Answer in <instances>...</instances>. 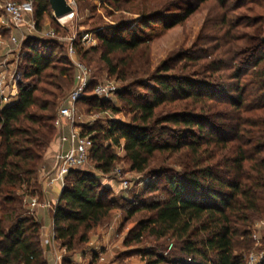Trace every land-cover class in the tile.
<instances>
[{
	"label": "trees",
	"instance_id": "1",
	"mask_svg": "<svg viewBox=\"0 0 264 264\" xmlns=\"http://www.w3.org/2000/svg\"><path fill=\"white\" fill-rule=\"evenodd\" d=\"M216 1L222 11L219 23L228 45L226 53L231 60L251 65L249 70L238 67L232 73L237 81L229 89L233 98L225 96L224 84L215 83L220 88L214 91L204 82L169 72L174 64L168 60L147 80L139 77L146 75L143 66H149L144 28L159 21L169 29L191 15L197 4L175 0L166 13L154 11L136 21L120 19L106 32L97 33V45L90 48L100 51L107 75L130 79L116 94L129 107L131 121L112 122L103 131L104 139L122 143L125 157L137 173L147 170L156 153H182L185 158L181 171L167 174L164 195L135 201L126 210L127 218L139 209L148 212L123 241L130 246L152 238L156 245L146 253L148 264H244L255 225L264 221V0ZM239 9L242 14L229 16ZM50 10L49 0H35L39 28ZM241 25L248 32L239 33ZM74 46L76 55L88 65L90 50L84 49L80 39ZM23 48L26 54L18 94L9 104L0 105V264H46L41 224L29 212L27 201L42 196L38 179L45 153L56 137L57 99L74 74L67 47L60 41L27 38ZM184 58L179 55L170 61ZM223 66L221 60L211 65L215 72ZM95 83L91 78L86 97L78 104L116 111L93 93ZM134 87L145 89V94L139 92L138 97ZM212 99L215 104H208ZM225 104L229 109L219 112ZM161 105L170 106L165 114H156ZM163 123L179 128L168 130L160 127ZM168 131L169 137L163 138ZM92 140L89 158L107 173L116 156L105 152L96 136ZM157 185L152 181L146 192ZM109 195L110 190L87 172L71 170L53 208L55 240L67 251L85 243L90 231L119 207ZM166 242H172L173 250L165 254L159 249ZM260 244L258 251L264 252V237Z\"/></svg>",
	"mask_w": 264,
	"mask_h": 264
},
{
	"label": "rangeland",
	"instance_id": "2",
	"mask_svg": "<svg viewBox=\"0 0 264 264\" xmlns=\"http://www.w3.org/2000/svg\"><path fill=\"white\" fill-rule=\"evenodd\" d=\"M78 0L76 2V19L68 25L67 28L56 26L51 15H45L40 23L41 30H47L52 27L57 32L59 41L68 45V39L75 36V41L79 40L83 33H90L96 36L97 33L106 32L109 26H113L120 19L139 20V16L149 14L154 11L166 13L169 6L175 0ZM181 3L197 4V9L189 15L181 23L169 28L164 29L162 23L156 21L150 27L144 28L143 36L148 40L149 46V66H143L146 75L140 74L143 80L150 78L151 72L158 67V65L168 60L174 66L171 73H176L182 76L191 77L198 82L210 86L208 88L215 91V83L220 86H225V96L233 98L235 95L229 89L236 84L233 80L232 73L238 67L242 71L249 70L251 65H245L239 59L231 60L230 55L226 53L228 45L224 43L223 38L224 28L219 23L222 11L218 8L216 0H176ZM242 14L241 9L235 12H230L229 16H239ZM160 18V17H159ZM163 18V17H161ZM230 18V17H229ZM137 30L138 28L134 25ZM239 33L248 32L241 25L238 29ZM9 34L5 33L0 36L3 41ZM240 44V41H238ZM242 43V41H241ZM84 49L90 50L91 47L97 45L93 43H82ZM65 49L61 50L64 53ZM6 51L0 47V59L4 58ZM179 55L185 56L184 59L179 61H170ZM79 59V55H76ZM10 60L16 58V54L9 57ZM137 58L142 61L140 57ZM88 60V61H87ZM86 65L90 71L91 78L100 80H115L118 92L125 89L130 79L125 81L118 80L114 76L107 75L104 62L100 59V51H89ZM223 61V68L219 71H213L211 65H215V61ZM139 61V62H141ZM74 75V74H73ZM149 76V77H148ZM149 84L153 82L147 81ZM39 86H45L40 83ZM74 86V79L70 86L63 89L59 94L57 102L59 105L65 102L68 93ZM220 88L217 87L216 90ZM132 90L140 94H145V89L132 88ZM140 92V94H139ZM135 95V94H134ZM133 95V96H134ZM135 100V97L134 99ZM111 106L117 110L112 111L110 108H93L85 104H77V125L84 133L96 136L98 144H102L103 149L107 153L115 154L116 159L113 161L110 170L107 173L101 172L96 168V161L89 158L87 163L79 170L87 172L95 178L97 183L102 188H108L110 195L108 198L117 203V208L112 210L109 215L103 219L96 227H94L88 234L87 241L78 244L73 250L66 251L65 258L62 264H90L95 262L97 258L103 257L104 264H148L150 260L146 253L155 249V241L152 238H146L141 243L136 245L125 246L123 244L124 238L132 226L140 219L148 215L147 210L139 209L130 218H127L126 210L130 208L135 201L146 200L149 201L151 196L159 194L164 195L167 191V174L173 171H181L182 163L185 158L182 153L171 155L169 152L156 153L149 163L147 170L143 173H137L130 167L128 160L125 157L122 143L120 145L114 144L109 139H104L103 131L105 132L112 122H126L131 121L132 113H129V107L125 101L117 98V94L112 96L111 101H107ZM212 102V103H210ZM208 104H215V99L207 102ZM170 105L160 106L156 109V114H165ZM229 109L228 105H222L219 112ZM198 111V110H197ZM216 120V118L214 117ZM160 127L167 128L168 130L178 129L171 124H161ZM168 133L163 135V138L169 137ZM154 177V179H153ZM38 184L42 196H34L36 200L42 202L44 195L42 186L46 192L50 186L44 182L41 184L40 178ZM152 181L158 182L157 188L151 193L146 192L149 184ZM57 191H59L57 189ZM52 197L56 196L55 192ZM43 217L45 224H51L48 218V212L45 209L38 210ZM53 210H50L52 215ZM33 214V212H32ZM258 224V223H257ZM257 224L255 226H257ZM256 235L258 240L253 241L250 252L259 254L260 242L264 237V228L257 227ZM162 241H160L161 243ZM172 242H166L160 251L171 252L173 250ZM60 244L58 243V246ZM65 248V247H64ZM66 249V248H65ZM243 251H237L241 253ZM246 254V253H245ZM51 264V262H50Z\"/></svg>",
	"mask_w": 264,
	"mask_h": 264
},
{
	"label": "built area",
	"instance_id": "3",
	"mask_svg": "<svg viewBox=\"0 0 264 264\" xmlns=\"http://www.w3.org/2000/svg\"><path fill=\"white\" fill-rule=\"evenodd\" d=\"M71 6V11L54 17L50 10V15L57 26L67 28L70 23L76 19V0H66ZM35 0H0V36L9 34L3 41L0 40V47L6 51L4 58L0 59V105H7L13 101L23 81L21 65L25 57L23 43L27 38H40L45 40H58L57 32L50 27L47 30H41L37 26L34 16ZM1 32H4L3 34ZM1 39V38H0ZM96 37L90 33H83L80 37L81 43H96ZM75 36L68 39L67 55L74 68V86L68 93L65 102L61 103L57 109L54 127L56 129L58 149L51 158V168L44 172V181L46 185H56L61 193L68 173L73 169H79L89 160L90 149L93 145L92 136L84 133L77 125V104L86 97L87 89L91 81V75L88 67L76 57ZM16 58L10 60V56ZM118 88L115 80L96 81L93 93L104 101H111L112 96ZM44 192L46 191L45 188ZM27 207L29 212L34 209L52 208L48 200L39 202L36 197L28 198ZM257 227L264 228V221L258 222ZM256 230L252 234V239L258 240ZM54 238V231H53ZM104 258L99 257L90 264H104ZM264 261V252L255 254L248 252L244 256V264H261Z\"/></svg>",
	"mask_w": 264,
	"mask_h": 264
},
{
	"label": "crops",
	"instance_id": "4",
	"mask_svg": "<svg viewBox=\"0 0 264 264\" xmlns=\"http://www.w3.org/2000/svg\"><path fill=\"white\" fill-rule=\"evenodd\" d=\"M59 146L58 140H57V135L55 137V140L53 143L50 145L49 149L45 153L44 160H43V165L41 168V171L39 173V178L42 181H44V172H47L51 168V158L54 152L57 151ZM42 184V183H41ZM44 195V200H48L52 204V208H41L38 207L34 209V216L36 220H38L41 224V229H40V236H41V247L43 251V257L46 262V264H62V261L65 258L66 254V249L62 247L61 245L58 246V243L55 238H53V231H54V219L53 215H50V210H53L55 204L57 203L59 196H60V191H57V186L52 185L50 189L46 192H44L43 186L41 187ZM55 192L56 196L53 198L52 195ZM39 209H45L48 212V218L51 222L49 223V226L45 224V221L43 217H40L41 213L38 211ZM68 253H70L68 251Z\"/></svg>",
	"mask_w": 264,
	"mask_h": 264
},
{
	"label": "water",
	"instance_id": "5",
	"mask_svg": "<svg viewBox=\"0 0 264 264\" xmlns=\"http://www.w3.org/2000/svg\"><path fill=\"white\" fill-rule=\"evenodd\" d=\"M49 5L54 17H59L71 11V6L66 0H49ZM63 189L61 190V192Z\"/></svg>",
	"mask_w": 264,
	"mask_h": 264
}]
</instances>
